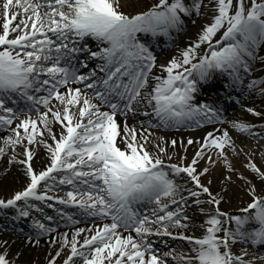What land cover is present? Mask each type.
<instances>
[{
  "label": "snow or ice",
  "instance_id": "1",
  "mask_svg": "<svg viewBox=\"0 0 264 264\" xmlns=\"http://www.w3.org/2000/svg\"><path fill=\"white\" fill-rule=\"evenodd\" d=\"M141 5L0 0V160L4 175L17 165L26 177L0 198V215L31 220L12 234L28 249L45 240L43 264H264V150L237 143L260 145L264 124L229 120L223 105L240 104L236 92L264 97V76H253L264 68V0ZM198 19L179 47L174 34ZM160 37L175 51L158 64ZM206 91L215 95L202 101ZM38 149L48 159L39 170ZM233 186L248 198L240 214L222 208ZM15 243L0 240V264H22Z\"/></svg>",
  "mask_w": 264,
  "mask_h": 264
},
{
  "label": "bare ground",
  "instance_id": "2",
  "mask_svg": "<svg viewBox=\"0 0 264 264\" xmlns=\"http://www.w3.org/2000/svg\"><path fill=\"white\" fill-rule=\"evenodd\" d=\"M151 2L152 0H142L141 6H143V3H151ZM198 22L199 23L194 28H190L186 33L179 36L180 37L179 41L176 43L178 44L179 47H184L187 44L189 38H193V39L195 38V35L198 32L202 21L198 20ZM174 51L175 49L173 48V50L169 51V53H164L163 55L158 57V63L159 64L166 63V61L171 57ZM261 54H264V52H262ZM256 67H257V71L253 74L254 78L264 76V68H262L260 64H257ZM233 95H235V93H233ZM237 97L240 99L241 103L239 104L237 109L232 111L231 115L228 116L227 119L229 120L238 119L241 121L255 124L257 126L264 124V117H256L246 111L247 108H254L256 111L264 112V97H261L258 94H247V93L243 96L240 93H237ZM117 119L118 121H122L121 117H117ZM129 123L131 124L132 121L130 120ZM210 127L211 126H208V130H210ZM150 131H152L155 135H165L170 138H177V139H180V138L187 139L188 138V136H186V131L184 130H181L179 132L174 131V130L173 131L165 130L161 132L156 129H150ZM204 131L205 129H198L197 131H195L193 138H199L201 135H203ZM237 135L238 134L233 133L234 138ZM237 143L241 144L242 147L247 145V147H245V151H248L249 147L253 148L257 152H259L260 150H264L261 148V145H264V141H261L260 145H257L255 140L247 138V137H241L240 139L237 140ZM17 150L19 151V149ZM188 155L190 159L191 149L189 150ZM6 159L7 157H5L4 160H0V198H5V199L13 195L15 191L22 190L26 184V177L22 173L21 166L12 165L7 175L3 174L2 169L5 164ZM234 162L237 167L242 168L240 159L234 158ZM256 162L259 163V156L256 157ZM32 163H33L34 168L37 170L44 168L48 163L47 154L42 149H38L36 153V157L34 158ZM217 176H218V173H214L213 179L215 182V187L218 189L219 182L217 180ZM62 194L63 193H61V195ZM247 202H248V198L244 196L243 193H241L240 190L236 186H233V194L231 196L230 203L223 204L222 208L225 211H230L235 214H240L239 209L246 207ZM87 226H91V223L88 224ZM199 235L200 233L197 232V236ZM0 236H5L3 240H8L9 242L13 240L16 241V243L12 245L11 251L15 252L18 249L23 251L24 254L21 257L22 264H31V261L33 259H38L41 262V264H43L44 257L46 255V250L49 247L48 244L45 243V240L42 239L41 246L39 249H28V248L22 247V242L19 239V237L16 235L6 236L4 234H0ZM51 250L54 252L55 249L53 248ZM257 251L259 253H264V247L258 248Z\"/></svg>",
  "mask_w": 264,
  "mask_h": 264
},
{
  "label": "rangeland",
  "instance_id": "3",
  "mask_svg": "<svg viewBox=\"0 0 264 264\" xmlns=\"http://www.w3.org/2000/svg\"><path fill=\"white\" fill-rule=\"evenodd\" d=\"M199 20V19H198ZM197 20V23L196 24H192L190 21L187 23V31L190 29V28H194L199 22ZM186 31V32H187ZM184 34V33H183ZM182 35V34H179V35H175V42L177 43L179 41V36ZM169 42H166L165 39L163 37H160L157 41V43L155 45H153V50L155 51V53L157 54V56H161L163 55L164 53H169V51L173 50V48H169L167 47V44ZM93 49H95V44L92 45ZM90 67H93L94 66V63L93 62H90L89 64ZM81 71H88V69H81ZM237 93H235V95H233L234 97H237ZM211 94V95H215V92L212 91L211 93H209V91H206L204 96H201L200 99L202 101L204 100H207L208 99V95ZM238 98V97H237ZM223 105H224V108H225V116L228 118V116L231 115L232 111L237 109L239 104L235 103V102H227V101H224L223 102ZM226 106V107H225ZM22 118V117H21ZM142 118V117H141ZM143 119V118H142ZM198 129H195V130H188L186 131V136L188 137H193L194 136V133L195 131H197ZM5 135V133H3L2 131H0V136H3ZM7 212V219H5V217L3 215H0V229H3V228H7V231H0V234H4L6 236L8 235H13L12 234V229L14 226L18 227V228H23L25 232H28L30 231V228H29V225L31 223V220H25L23 221L22 223H19L17 224V222H14L11 220V217L12 215L14 214L13 210L9 209V210H5ZM45 211L50 214V215H53L55 216V212L52 210V209H47L45 208ZM235 214V213H233ZM34 215H36L38 218L39 217V214H36L34 213ZM42 219V218H41ZM45 223H48L47 221H45ZM91 222L89 221L88 224H90ZM87 224V225H88ZM55 226V225H53ZM86 226L84 223L80 224V225H77V227H84ZM59 232H64V231H71L70 229L66 228L63 226V222H61V227L60 229L58 230ZM197 235V233H196ZM18 236V235H16ZM5 236H0V240H3Z\"/></svg>",
  "mask_w": 264,
  "mask_h": 264
}]
</instances>
